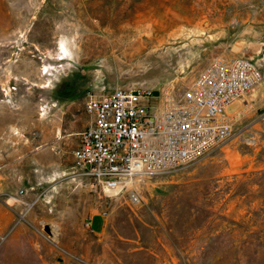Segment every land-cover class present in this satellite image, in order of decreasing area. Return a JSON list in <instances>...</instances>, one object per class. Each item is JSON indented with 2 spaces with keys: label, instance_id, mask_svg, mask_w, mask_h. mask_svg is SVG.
<instances>
[{
  "label": "rangeland",
  "instance_id": "1",
  "mask_svg": "<svg viewBox=\"0 0 264 264\" xmlns=\"http://www.w3.org/2000/svg\"><path fill=\"white\" fill-rule=\"evenodd\" d=\"M217 56L262 74L229 141L136 202L82 174L89 94L178 98ZM0 264H264V0H0Z\"/></svg>",
  "mask_w": 264,
  "mask_h": 264
},
{
  "label": "built area",
  "instance_id": "2",
  "mask_svg": "<svg viewBox=\"0 0 264 264\" xmlns=\"http://www.w3.org/2000/svg\"><path fill=\"white\" fill-rule=\"evenodd\" d=\"M261 78L252 59L217 56L178 98L146 87L89 94V122L78 132L73 159L104 193L125 192L136 202L141 179L192 165L229 141L228 107Z\"/></svg>",
  "mask_w": 264,
  "mask_h": 264
},
{
  "label": "bare ground",
  "instance_id": "3",
  "mask_svg": "<svg viewBox=\"0 0 264 264\" xmlns=\"http://www.w3.org/2000/svg\"><path fill=\"white\" fill-rule=\"evenodd\" d=\"M207 20V19H206ZM216 21V20H215ZM139 31V30H138ZM194 31V30H193ZM117 33V32H116ZM132 32L130 31V29H125V30H123V32L121 33V34H119V33H117L116 34V36H115V38L116 39H114V40H112L111 42H112V46H116L117 44H120L121 42L120 41H122V40H124V39H127L129 36H130V34H131ZM144 34H146L147 35V33H141L139 36L142 38V41H140V40H129V42H128V44H123V46H125L124 48H123V50H122V53L123 54H125V55H128V54H130V51H129V49H131V47H132V49L133 50H135L136 48H138V47H140V46H142V45H146V44H148V43H150L151 41H150V37L149 38H147V39H145L144 38ZM198 35V34H197ZM137 38V37H136ZM153 39V38H152ZM97 41V40H96ZM95 42V41H94ZM108 42V41H107ZM98 44V43H97ZM96 47V46H95ZM90 48V47H89ZM104 48H105V46H104ZM142 48V47H141ZM91 49H92V47H91ZM105 50V49H104ZM139 50V49H138ZM64 52H65V50H64ZM83 53H85V52H83ZM93 53V52H92ZM58 54V53H57ZM60 54H62V52H60ZM122 54V55H123ZM61 59H63L64 57L63 56H61L60 57ZM106 193L108 194V195H113V192H111V191H106Z\"/></svg>",
  "mask_w": 264,
  "mask_h": 264
},
{
  "label": "crops",
  "instance_id": "4",
  "mask_svg": "<svg viewBox=\"0 0 264 264\" xmlns=\"http://www.w3.org/2000/svg\"><path fill=\"white\" fill-rule=\"evenodd\" d=\"M85 116H87V119H89V116L87 115V113H86ZM87 125H88V123H82L79 127H77L78 128L77 132H79L82 129H84Z\"/></svg>",
  "mask_w": 264,
  "mask_h": 264
}]
</instances>
